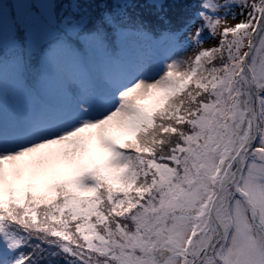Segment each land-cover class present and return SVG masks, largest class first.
<instances>
[{"label": "snow or ice", "instance_id": "6c2138e0", "mask_svg": "<svg viewBox=\"0 0 264 264\" xmlns=\"http://www.w3.org/2000/svg\"><path fill=\"white\" fill-rule=\"evenodd\" d=\"M145 3L163 27L141 0L13 13L25 84L32 65L127 37L193 54L0 130V264H264V0H198L176 23L165 0Z\"/></svg>", "mask_w": 264, "mask_h": 264}, {"label": "rangeland", "instance_id": "374dc122", "mask_svg": "<svg viewBox=\"0 0 264 264\" xmlns=\"http://www.w3.org/2000/svg\"><path fill=\"white\" fill-rule=\"evenodd\" d=\"M52 0H41L39 4L44 6ZM18 13H23L22 7L32 5L33 0H11ZM16 3V4H15ZM0 6L11 8L6 0H0ZM31 15H36L32 11ZM6 22L7 19L3 18ZM240 17L235 20H228L229 25L239 22ZM1 22V21H0ZM200 21H197V25ZM4 24V23H2ZM196 25L190 29L195 31ZM4 28V25H2ZM207 36V35H206ZM219 37L210 42L206 41L203 47L214 44ZM124 44L128 51L127 58H118V67L111 64L104 52L90 51L89 61L86 64L82 56L72 54H62L54 59L45 62L44 82L45 91L42 95L48 96L54 104H47L36 95L33 101L28 100L24 84H21L19 73L15 64H0V121L6 127H13L23 119L33 116L63 112L69 110L81 95L89 88L100 85L109 79H119L136 71L138 68L151 62L167 63L165 56L174 53L180 55H192L193 50L181 52L178 47L146 42L137 37L124 38ZM121 66V68H119ZM37 97V98H36ZM47 101V100H46Z\"/></svg>", "mask_w": 264, "mask_h": 264}, {"label": "trees", "instance_id": "16d2710c", "mask_svg": "<svg viewBox=\"0 0 264 264\" xmlns=\"http://www.w3.org/2000/svg\"><path fill=\"white\" fill-rule=\"evenodd\" d=\"M6 1H7V4L9 3L11 5V8L8 9L2 6V12H0V21H1L0 22V44L7 47L8 60L4 61L3 59H0V64L2 63L14 64V61H13L14 28L12 26L13 13L19 16L21 14H30L32 11L34 14L37 15L40 13H44V6H41L39 4L41 0H33L31 6L27 5V6L22 7V9L24 10L23 13H18L16 6L12 5L11 0H6ZM57 2L58 0H52L51 3L49 4L54 5ZM64 2H67V0H64ZM194 2H198V0H183V2L179 4L171 5L169 3V0H165L166 9L163 12V14L166 15L173 23H176L179 19L183 17H187L191 15V13L196 11L195 8L191 7V5ZM141 3L144 6L137 9V12L140 13L141 18L146 20L154 29L163 27L162 22L159 21L158 19V15H160L161 13H158L155 8L148 6L145 3V0H141ZM3 18H6L7 21L5 22ZM2 25H4V28H2ZM206 35L207 33H205V36ZM6 36H7L6 41H3ZM118 43H119L118 52L114 54L105 53L106 57L112 63L115 62L117 58H125L126 48L124 44V39H122ZM89 54H90V51L86 56L88 57ZM44 64L45 62H43L40 66H36V65L31 66L30 72H29V79L32 81L31 83L25 84L24 81L20 77L21 84H24V90H26V93L29 97H32L34 95H40L41 92L45 91L46 84L44 82V75H45ZM42 209H43V206L38 208L37 211L40 212L42 211Z\"/></svg>", "mask_w": 264, "mask_h": 264}]
</instances>
